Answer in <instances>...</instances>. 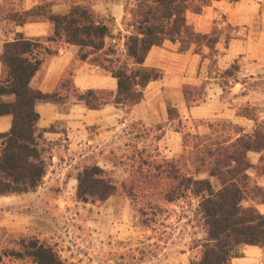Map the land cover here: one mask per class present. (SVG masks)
I'll list each match as a JSON object with an SVG mask.
<instances>
[{"label": "trees", "instance_id": "obj_1", "mask_svg": "<svg viewBox=\"0 0 264 264\" xmlns=\"http://www.w3.org/2000/svg\"><path fill=\"white\" fill-rule=\"evenodd\" d=\"M213 1L217 0H133L124 7L126 33L118 34L122 44L115 42V38L110 36L108 24L97 18L85 4H72L63 14L54 13L42 5L20 12L11 9L4 14L0 11V21L17 26L23 25L32 16L46 17L53 26L52 34L46 38L26 39L16 34L2 47L0 63L4 76L0 79V97L13 95L14 100L4 102L0 99V116H12L9 131L0 133V196L33 192L46 174V162L39 146L42 134L36 128L39 119L36 102L62 101L72 94L82 100L88 109L97 110L112 104L127 116L132 107L142 101L146 86L161 78L157 69L144 65L153 46L169 41L177 45L178 52H185L194 46V51L198 53L206 47L207 57L213 64L219 32L199 33L186 19L187 12L200 13ZM107 38L114 41L120 50L114 44L106 43ZM229 39L230 36L225 37L226 44ZM51 44L77 46L78 59L115 78L116 90L88 89L80 92L72 85L70 74L52 93L33 89L30 81L43 60L57 54V49H53ZM234 67H237L236 63L223 74L231 76ZM203 93L202 86H185L183 89L188 106L198 102L194 94L203 97ZM247 107L240 108L239 114L251 120ZM167 113L170 121L178 118L176 109L170 105L167 106ZM218 123L209 124V127H216ZM233 126L236 133L233 140L210 145L201 141L193 143L190 150L193 172L182 173L180 159H163L160 163L149 165L151 171L139 177L140 185L143 183L146 186L143 197L150 210L158 208L155 205L158 200L173 203L187 194L197 198L194 214L204 237L196 244L198 257L188 264H231L233 258L243 255L241 248L245 245L260 248L264 258V214L256 208L257 204L264 203V187L248 174L252 170L255 177L264 176V128L254 124L252 132L246 133L240 126ZM182 142L184 147L188 146L184 138ZM250 152L260 155L257 163L250 160ZM199 174H206V177L199 178ZM76 179L75 197L79 202L100 203L114 196L118 190L96 164L84 165L77 172ZM134 183L139 185L137 181ZM158 187H161L160 190L155 192ZM20 247L18 251L3 250L0 261L2 257H12L29 259L32 264H68L48 244L37 238L20 240Z\"/></svg>", "mask_w": 264, "mask_h": 264}, {"label": "crops", "instance_id": "obj_2", "mask_svg": "<svg viewBox=\"0 0 264 264\" xmlns=\"http://www.w3.org/2000/svg\"><path fill=\"white\" fill-rule=\"evenodd\" d=\"M101 4L102 8L92 6V9L104 16L111 15L115 20L122 17L121 1L112 5ZM66 11L64 3L52 5L54 13L63 14ZM186 19L195 31L202 34H209L216 27L232 28L228 43H225V38H219L213 64L207 57L206 47H203L202 53H198L194 51V46L185 52H178L177 45L169 41L161 46H153L144 65L157 69L161 78L146 86L142 101L134 105L127 116L123 115V119L120 118L121 111L112 104L97 110L88 109L82 100L72 94L62 101L36 102L35 109L39 115L36 128L41 132V138L47 144L45 146L50 148L44 156L46 174L41 185L33 192L0 196V208H3L0 229L17 235L34 234L42 229L43 234L45 228L50 227L52 209L61 211L72 206L81 215L90 211L96 233L101 230V235L108 234L118 221L115 202L110 198L94 204L79 202L75 197L76 174L91 162L98 166L106 163L103 157L116 143V136L123 130L125 121L145 127L166 124L158 145L160 152L166 155L163 159L173 160L183 147L184 132L181 127L185 122L212 124L226 121L248 132L247 127L252 120L239 114L240 108L249 105L264 114V0H217L200 13L187 12ZM2 22L0 54L4 42L13 40L16 34L26 39H37L46 38L53 31L52 24L43 16L29 17L23 25L10 24V28H6ZM51 47L57 49V54L43 60L30 81L33 89L52 93L60 81L70 74L72 85L80 92L88 89L116 90L115 78L78 59L77 46L51 44ZM233 63L237 66L234 74L224 78V71ZM3 76L0 63V79ZM185 86H202V100L188 106L183 94ZM0 99L12 102L14 96L2 95ZM168 105L178 113V118L173 121L168 118ZM174 121L176 125L172 126ZM11 124V115H1L0 133L9 131ZM56 124H60V128ZM250 177L264 187V176L255 177L253 173ZM36 208L40 214L35 213ZM256 208L264 214V203L257 204ZM241 252L243 255L233 258L231 264L252 263L262 255L260 248L250 245L243 246Z\"/></svg>", "mask_w": 264, "mask_h": 264}, {"label": "rangeland", "instance_id": "obj_3", "mask_svg": "<svg viewBox=\"0 0 264 264\" xmlns=\"http://www.w3.org/2000/svg\"><path fill=\"white\" fill-rule=\"evenodd\" d=\"M120 1L123 14L118 20L111 15L104 16L92 9V6L102 8V2L112 5ZM58 2L64 3L67 10L75 3L88 5L97 18L108 24L111 30L110 36L115 38V42L123 43L118 34L126 33L123 22L124 7L133 0H0V11L4 14L11 9L20 12L33 3L47 6L52 11V5ZM193 4L196 5V1ZM2 23L6 28H10V24L14 26L13 23L4 20ZM213 30L219 32V37L222 38L232 33V28L228 26L220 29L216 27ZM113 42L109 38L106 39L108 44H114ZM114 45L116 46V43ZM116 48L120 50V47L116 46ZM235 69L236 67L231 69V76ZM227 77L224 75V78L227 79ZM194 95L198 102L202 100L201 95ZM245 106H248L252 118L247 131L252 132L254 124L264 128V114H261L258 108ZM121 113L120 118L124 115L122 111ZM124 124L123 130L116 136V143L103 157V162L106 161V163L99 165L104 170V175L118 187L117 193L110 197L115 202L118 221L109 233L101 235V230L96 233L97 229L93 226V220H90V211L81 215L79 210L76 211L74 207L68 206L65 210L50 211V227H46L43 234L42 229L29 235L12 234L10 231L0 229V253L7 249L18 251L21 248L20 240L37 238L48 244L59 258L68 264H188L190 260L198 257L199 249L196 244L204 237V233L194 214L197 198L187 194L173 203L158 200L155 203L158 208L150 210L147 207L146 198L143 197L146 194V186L143 183L140 185V175L151 171L148 166L160 163L166 156L160 152L158 139L167 125L145 127L130 121H125ZM174 125L176 121L172 123V126ZM56 126L60 128V124ZM233 127V123L226 121H220L213 128L205 122H185L183 128L181 127L185 134L182 138L188 146H183L177 153L178 156L173 159H180L181 172H193V167L190 165V150L193 143L201 141L210 145L222 143L228 139L233 140L236 137ZM45 144L46 142L41 138L39 146L43 157L50 151ZM259 156L258 153H249L253 163H257ZM253 173L252 170L248 171L249 176H253ZM198 177L205 178L206 174H199ZM134 181L139 182V185L137 186ZM133 183L135 186L129 193L128 190ZM160 188L158 187L155 192ZM2 209L0 208V216H2ZM35 213L40 214L39 209L36 208ZM0 264H32V262L26 258L2 257ZM248 264H264L263 254Z\"/></svg>", "mask_w": 264, "mask_h": 264}]
</instances>
